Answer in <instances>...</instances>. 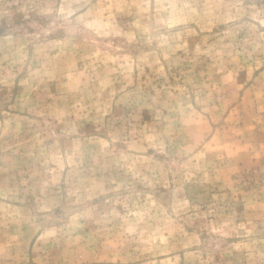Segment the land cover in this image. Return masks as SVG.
<instances>
[{"label":"rangeland","instance_id":"rangeland-1","mask_svg":"<svg viewBox=\"0 0 264 264\" xmlns=\"http://www.w3.org/2000/svg\"><path fill=\"white\" fill-rule=\"evenodd\" d=\"M0 264H264V0H0Z\"/></svg>","mask_w":264,"mask_h":264}]
</instances>
